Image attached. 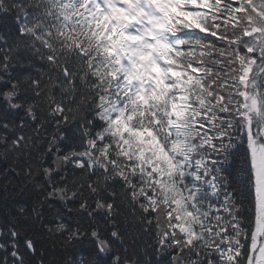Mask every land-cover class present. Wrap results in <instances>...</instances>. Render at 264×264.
I'll use <instances>...</instances> for the list:
<instances>
[{
    "label": "snow or ice",
    "instance_id": "obj_1",
    "mask_svg": "<svg viewBox=\"0 0 264 264\" xmlns=\"http://www.w3.org/2000/svg\"><path fill=\"white\" fill-rule=\"evenodd\" d=\"M0 264H264V0H0Z\"/></svg>",
    "mask_w": 264,
    "mask_h": 264
},
{
    "label": "trees",
    "instance_id": "obj_2",
    "mask_svg": "<svg viewBox=\"0 0 264 264\" xmlns=\"http://www.w3.org/2000/svg\"><path fill=\"white\" fill-rule=\"evenodd\" d=\"M149 241V237H144V242H148Z\"/></svg>",
    "mask_w": 264,
    "mask_h": 264
}]
</instances>
